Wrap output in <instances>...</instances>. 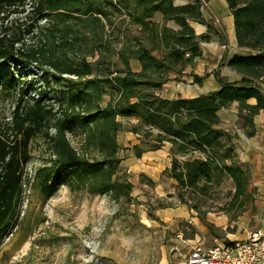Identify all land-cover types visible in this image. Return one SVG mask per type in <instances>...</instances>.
I'll return each mask as SVG.
<instances>
[{
	"label": "trees",
	"instance_id": "16d2710c",
	"mask_svg": "<svg viewBox=\"0 0 264 264\" xmlns=\"http://www.w3.org/2000/svg\"><path fill=\"white\" fill-rule=\"evenodd\" d=\"M173 1L0 0V64L12 60L32 66L44 89L60 92L51 102L44 90L36 97L26 95L34 87L24 77L17 80L11 72L2 77L1 89H15L17 101L0 124V240L12 229L34 138L42 139L49 156L32 176L44 199L63 181L72 191L130 200L133 186L118 176L120 131L151 139L153 150L170 145L166 173L175 181L181 203V190L204 195L207 184L222 176L233 181L234 198L245 195L247 171L234 165L230 153L219 154L225 132L217 128L218 112L237 103L238 117L252 123L264 110V0H225L239 52L221 62L241 78L228 82L215 71L218 88L192 98L160 94L167 82L201 59L199 42L211 40L208 33L197 36L188 24L206 25L199 10L202 1L180 6ZM157 13L163 25L152 20ZM167 21L178 28L167 27ZM118 26L148 33L163 55H153L138 37H133L135 43L122 33L113 39ZM130 60L140 64L139 71L130 68ZM207 76L194 75V82ZM249 99L255 104H248ZM128 119L133 123L126 128ZM73 129L81 134L79 151L67 138ZM137 146L132 149L139 157L145 149ZM196 153L200 157L192 156ZM175 155L190 157L180 161Z\"/></svg>",
	"mask_w": 264,
	"mask_h": 264
},
{
	"label": "rangeland",
	"instance_id": "374dc122",
	"mask_svg": "<svg viewBox=\"0 0 264 264\" xmlns=\"http://www.w3.org/2000/svg\"><path fill=\"white\" fill-rule=\"evenodd\" d=\"M191 1L174 0L173 3L175 6H180ZM199 10L205 14L206 25L191 20H188V24L197 36L202 26L203 29L208 26L205 33L210 34L212 39L209 42H199V50L206 51L205 57H202L201 53V60L210 69L214 65L220 74L221 72L226 74L227 72H224L226 64L224 65V61L221 62L225 59L222 53L224 49L220 47L224 45L227 53L233 52L232 49L229 50L232 46L229 45L227 32L220 21L207 18L203 3ZM152 20L157 25H163L161 15L158 13L154 14ZM165 25L174 30L178 28L173 21H167ZM126 30L127 32L123 31L121 26L114 28L113 39L116 35L122 36V33L131 43H135L133 37H138L148 49H151L153 55L156 57L163 55L160 43L148 33H141L137 27L132 26H127ZM216 38L219 45L213 41ZM22 39L26 44L29 43L28 35H22ZM215 47H218V51ZM220 53L221 58L218 59ZM129 64L133 71L140 70V64L136 60H130ZM193 66H186L185 69H189L186 73L176 75L175 79L167 82L160 94L163 97L175 98L209 90L212 83L205 84L207 77L203 78L200 84L194 82ZM9 72L17 80L18 77H24L28 86L34 87V89H26V95L31 93L30 96L36 97L44 90V96L51 102L60 97L59 91L55 94L49 87L44 89L40 72L32 66L19 65L12 60L2 63L0 64V124L9 119L17 101L15 89L4 91L1 89L2 77ZM204 75L203 73L198 77ZM172 77L174 76L171 75ZM221 77L227 81L226 77ZM107 99L104 96L103 103ZM218 116L220 123L217 128L225 132V140H219L222 147L219 154L230 153L234 165L240 166L248 173L246 193L237 198L233 197V181L227 176H222L217 182L207 184L204 195L181 190L180 193L184 196V203H181L177 198L175 181L170 180L166 168L164 170L161 168L165 162V153L170 160V145L163 149L164 144L160 148L161 151L156 152L157 150L152 148L151 139L144 140L127 131H120L116 135L117 156L120 159L118 176H124L132 184L130 200L114 201L108 195L72 191L63 181L47 199H44L32 176L42 163L48 161V150L41 138L32 139L29 143L30 160L24 169L23 190L12 229L0 240V264H158L162 250L166 247L165 241H172L176 235L187 241L195 238V235L201 236L202 233L206 238L205 244L209 246L214 243V237L223 242L241 238L248 232L264 231V185L257 187L252 185L251 159L246 161L240 158L244 152L245 142L264 141V110L253 116L252 123H247L238 117L237 103H232L227 109L219 111ZM132 123V120L128 119L125 127H129ZM67 138L79 151L81 142L79 130L73 129L67 132ZM133 144L138 145L139 149H145L143 153L147 152V154L142 153L137 157L132 149ZM147 155L160 156L145 158ZM175 156L180 161L190 157ZM192 156L200 157L198 153ZM153 176H157L155 182L150 178ZM149 181L152 184H149ZM171 191L173 194L169 193ZM134 194L139 196L135 197ZM175 205L187 208L192 213V217L196 218L197 224L193 226L181 220L176 228L164 222L167 220L166 209L174 208ZM184 245L179 244L180 252L182 249L186 250ZM174 262L173 259L171 264H175Z\"/></svg>",
	"mask_w": 264,
	"mask_h": 264
},
{
	"label": "crops",
	"instance_id": "0c3cea01",
	"mask_svg": "<svg viewBox=\"0 0 264 264\" xmlns=\"http://www.w3.org/2000/svg\"><path fill=\"white\" fill-rule=\"evenodd\" d=\"M202 3L205 5V11H206V16L207 18L213 19L215 21H220L222 23V25L224 26L226 32H227V36H228V40H229V45L232 46V48H229V50L232 49V53L229 51V53L226 52L225 50V46L222 45L220 48L224 49L222 53H224L226 59L228 57H230L231 55L238 53L239 49L237 48L236 45V40H235V34H234V25H233V17L232 14L228 8L227 3L225 2V0H201ZM202 17L203 19L206 18L205 14L202 12ZM206 29H202L200 31H198L197 34L202 35L205 34ZM212 41V39H211ZM213 41H215V43H217V45H219L217 38L216 40L213 39ZM215 50L218 51V47H215ZM225 51V52H224ZM200 52L202 53V57H205V53L206 51L204 50H200ZM221 53L218 56V59H220L221 57ZM193 70L195 71V75L196 76H201L203 73L207 74V78L205 79V84L206 83H212L211 88L209 90H201L197 93H194L192 95H181L179 97L181 98H192L195 97L197 95L200 94H205L209 91L212 90H216L218 88V84L217 82H215V79L213 77V73L216 71L220 74L219 70L213 65L212 68L210 69L209 66L207 67V64L202 61L201 59L197 60L194 64H193ZM225 65V63H224ZM216 68V69H215ZM189 69H185V71H183L184 73H186ZM227 72L226 74H224L223 72H221V76L226 77L228 82H233V81H237L241 78L240 74L236 73L233 70H230L226 65H225V71ZM231 77H229V76ZM204 85V83H203ZM181 94V91L179 92ZM251 101V103L249 102ZM248 104L253 105L255 104V100L254 99H249ZM222 111V110H221ZM130 133V132H129ZM132 134V133H131ZM133 136H137L135 134H132ZM134 145V144H133ZM169 145L165 144V146L163 147V149H165V147ZM244 152L241 155L240 158H242L243 160L246 159V161H248L249 159H251L250 161V165L253 167L252 171H251V178L253 179V186H262L264 185V141L263 140H250L245 142V145L243 146ZM161 151L160 149L157 150L156 152ZM146 153H143V155H146ZM159 157L160 155H147L145 156V158H156ZM167 154L165 153V162L162 165V169L164 170L165 168H169L170 166V160L169 158L166 157ZM151 180L153 182H155V180H157V176H153L150 177ZM171 180V179H170ZM171 182V181H170ZM170 194H173V192H169ZM133 196L137 197L139 196V194H134ZM165 216L167 219L166 222L169 226L173 225L174 227H178L179 225V221L181 220H185L186 222H189L191 224H197L196 223V218L192 217V213L185 207H183L182 205H175L174 208H167L166 212H165ZM198 229L200 230V227L198 226ZM201 232V231H200ZM245 234L238 239H231L230 241H223L220 242L221 240H218L216 237L213 238L214 243L207 246L205 244V235H203L201 233V236L195 235V238H191V240L187 241H183V239H181V236L176 235L175 239H172V241H165V248L162 250L163 253L160 256V259L158 261V264H171L172 260H175V264H185V259L186 256L188 254V252L190 251V248L195 245V244H200L205 248H209L211 246L214 245H221V244H228L233 240H241L244 239ZM202 239V240H200ZM185 244L184 245V249L186 250H181V252L178 249L179 244ZM183 246V245H182Z\"/></svg>",
	"mask_w": 264,
	"mask_h": 264
},
{
	"label": "built area",
	"instance_id": "2783aa9c",
	"mask_svg": "<svg viewBox=\"0 0 264 264\" xmlns=\"http://www.w3.org/2000/svg\"><path fill=\"white\" fill-rule=\"evenodd\" d=\"M185 264H264V231L248 232L244 239L209 248L195 244Z\"/></svg>",
	"mask_w": 264,
	"mask_h": 264
}]
</instances>
